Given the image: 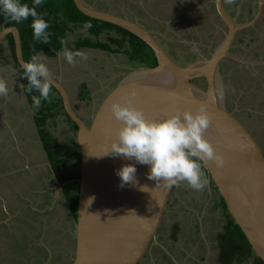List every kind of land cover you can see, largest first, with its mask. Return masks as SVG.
Listing matches in <instances>:
<instances>
[{
  "label": "water",
  "instance_id": "1",
  "mask_svg": "<svg viewBox=\"0 0 264 264\" xmlns=\"http://www.w3.org/2000/svg\"><path fill=\"white\" fill-rule=\"evenodd\" d=\"M213 2L226 32L208 56L200 54L198 59L180 64L152 31L137 21L84 0H73L85 16L118 26L142 40L152 50L156 65L131 68L104 96L88 123L72 108L62 83L51 76L64 112L77 128L79 170L75 179V243L70 264H139L154 245L161 247L157 231L175 185L155 184L146 175L148 166L134 159L103 155L120 126L109 105L124 100L153 120L177 110L195 113L203 107L210 117L203 135L222 156L223 164L205 160L201 167L252 254L264 264V151L251 131L227 109L219 74L222 62L234 58L230 50L236 33L259 20L264 0H257L253 18L242 23L228 13L222 0ZM9 34L20 66L24 60L16 27L0 29V45ZM125 164L135 165V182L121 185L115 170ZM89 197H93L90 203Z\"/></svg>",
  "mask_w": 264,
  "mask_h": 264
},
{
  "label": "crops",
  "instance_id": "2",
  "mask_svg": "<svg viewBox=\"0 0 264 264\" xmlns=\"http://www.w3.org/2000/svg\"><path fill=\"white\" fill-rule=\"evenodd\" d=\"M98 1L104 3L109 8L108 10L117 12L121 16H128L153 32H156L159 26L161 27L159 18L164 20L162 12L165 10L166 0ZM174 1L168 0V7L173 8ZM154 4L157 5L156 9L160 13L155 11ZM152 13L154 15L150 17ZM70 28L71 31L66 32L65 35L64 48L76 51L74 43L77 37H91V41L95 40V42L108 45L109 50L92 46L80 47L77 50L86 52L88 58L81 60L77 57L73 64H66L63 61L62 50L52 57H48L42 51L37 54L44 58L47 66H57L55 71H52L49 66L48 68L52 76L63 84L74 111L88 123L101 100L122 76L131 68L142 66V63L130 59L126 52L127 41L121 42L122 46L118 45L117 41H121V37L115 30L105 31L95 38L89 35L85 25H71ZM170 30L173 32V29L170 28ZM3 45V51L0 53V66L8 68L3 69L7 74L1 75L0 71V77L7 82L8 94H21L24 107L29 106L20 87V72L13 63L7 42ZM51 59L56 60L51 61ZM15 78H17L18 88L11 85ZM20 105L21 103L17 101V107L22 109ZM33 114L34 110L29 123L21 120L16 123L17 130L25 125L28 126L21 132V136L14 133V123L11 119H7L6 116L2 119L5 127L0 128V132L3 131L0 140L14 141L13 153L18 165L6 171L0 169V248L9 250L12 255L10 261L23 262V264H70L75 243V215L70 205L76 194L73 185L76 183L75 179L78 178L73 172L77 154H79L75 142L76 130L62 112L49 119L47 123L48 131L58 144V152L65 160L60 171L65 181L59 183L42 148ZM30 136L38 143L33 140L36 146L28 151L27 145L24 148L26 151L22 152V144L30 140ZM21 161L24 167L20 164ZM41 169H44V172H41ZM50 183L55 184L54 188L49 185ZM66 186L70 189L66 190ZM8 247H11V250ZM160 250L163 254L165 253L170 264H178L176 258L171 256L164 247H160ZM36 253L40 254L43 261L37 259ZM252 256L247 259L240 256L236 260L232 258L231 261L223 263L218 260V264H237L235 261L242 258L244 261L242 260L241 264L246 263L250 258L252 261L249 264H255L256 257ZM10 261L8 264H11Z\"/></svg>",
  "mask_w": 264,
  "mask_h": 264
},
{
  "label": "rangeland",
  "instance_id": "3",
  "mask_svg": "<svg viewBox=\"0 0 264 264\" xmlns=\"http://www.w3.org/2000/svg\"><path fill=\"white\" fill-rule=\"evenodd\" d=\"M104 1L109 2L112 0ZM190 1L187 0L184 7H179L180 4L183 3V0H181L179 6L177 5L173 10H169V7L163 10L162 15L164 16V20L159 18L163 29H166L168 24L171 25L172 23L173 27L177 29L178 32H180L182 28L176 22L177 17L178 19H185L184 22L186 23V19H192L194 13L199 14V11H197L198 8H193L192 1ZM235 2L239 3L240 6L242 4L244 6L243 16H241L240 19V21H243L247 18L249 13L247 7L253 4L255 0H235ZM198 4L199 7L202 8V5H200L201 3ZM156 6L157 5L154 4L155 11L157 10V12L160 13V11L156 9ZM236 6L237 5L233 4L230 5L229 8L234 14L237 10ZM180 14H182L181 17H179ZM153 15L154 13H152L150 17ZM195 26L189 27L187 31L188 35L190 34V37H192V35L195 33L194 36L197 38V40L195 41L190 38L188 43L190 46H181L178 49H174L178 54L179 50L186 52L188 55L186 60L188 61L194 59L196 53L198 52L200 53L202 51L206 54H209L212 48L222 37V35H217L216 37L208 35L209 29L205 28L203 29V34L202 28L198 30L196 28L197 26ZM259 26L262 28V36H264V20L259 24ZM160 28H157L155 31L162 34V32H160ZM175 29H173V31ZM167 30L169 31L170 29L167 28ZM79 40L80 37H77L76 41ZM92 42H95V40ZM199 45H201V48L199 47L200 49L198 48ZM167 47L171 48L169 45H167ZM176 47L177 46H175V48ZM189 52L192 53L190 54ZM252 55H254V51L252 52ZM259 56H261L260 53L258 54V57ZM176 58L179 59V55L176 56ZM241 59L242 58L239 60ZM253 59H257V57ZM52 60L56 59H51V61ZM186 60L184 59V61ZM63 61L66 62L65 59ZM66 64L68 63L66 62ZM229 64L231 63L224 62L219 68V74L221 76V88L224 99H227V103L231 111L249 128L251 133L254 135L264 150V71L261 69L255 70L254 67L249 65H246L247 67L243 68L237 64L234 66ZM7 68V66H0L1 75L4 73L7 74L6 71L3 70ZM49 68L52 69V71H55L57 66L55 67L50 65ZM11 85H13L14 88H18L17 78H15L14 82H11ZM14 91L17 92L18 90L14 89ZM17 101L21 103L20 106L22 109L17 107ZM8 103H10L11 106H14L16 111L15 115L12 117H10L9 114L11 108L7 105ZM0 104V128L4 129L5 124L2 119H4L6 116L7 119H11L12 123H14V133L18 136H21V132L24 131V129H26L28 126L25 125L24 127H21V129L17 130L16 123L20 120L29 123L34 109H31L27 105L24 107V100L21 94L18 95L13 93V95H11V93H7L5 96H0ZM2 134L3 131L0 132V135ZM33 140L36 142V140L30 136V140L23 142L21 149L22 152L26 151L24 148H26L27 145L28 151L36 146L34 145ZM14 149L13 140H0V169L2 168L6 171L18 165V161L15 160L16 156L13 153ZM78 156L79 154H77L75 168H73V172L76 173V178L78 176L77 171L79 166ZM20 164H22V161ZM41 172H44V169H41ZM51 183L49 185H52ZM54 185H52V188H54ZM73 186H75V189H77L76 184ZM219 203L220 195L215 189L214 185L211 183L208 184V186L202 191L194 190L186 186L184 182H180L175 185L169 204L166 208V212L157 231V241L161 247H164L169 252L171 256L176 258L175 260H177L178 264H218L219 258L217 252V239L221 238L222 234L224 233L223 227L227 225L229 221H232L227 210L223 209ZM8 248L11 250V247ZM36 254L37 259L39 261H43V258H41L40 254ZM11 256L12 255L9 250L0 248V264H8L11 260ZM46 259L47 258H45V260ZM168 260L169 259L165 256V253L163 254V252L160 250V247L154 245L150 253H148L139 264H170ZM251 261L252 259L250 258L244 264H249ZM10 262L11 264H23V262ZM235 263H237V261H235ZM238 263L241 264L240 262Z\"/></svg>",
  "mask_w": 264,
  "mask_h": 264
},
{
  "label": "clouds",
  "instance_id": "4",
  "mask_svg": "<svg viewBox=\"0 0 264 264\" xmlns=\"http://www.w3.org/2000/svg\"><path fill=\"white\" fill-rule=\"evenodd\" d=\"M42 2L43 0H32L30 6L22 0H0V15L17 24L31 17L32 39L47 44L51 35L48 31L49 22L43 18L45 13L37 12V7ZM61 55L69 64H73L77 57L81 60L88 58L84 51L67 48L62 49ZM20 68L21 77L27 81L26 87L24 84L20 87L26 92L38 93L31 99L33 108L39 109L42 100L50 101V69L40 54H32L21 63ZM8 91L7 82L0 78V96L7 95ZM130 95H134V92H130ZM109 108L120 126L116 129L115 139L109 143L108 150L103 155L123 156L147 165L146 175L155 184L171 187L184 182L186 186L202 191L208 186L209 180L202 171L201 162L211 160L218 166L223 164L222 156L203 135L210 124V117L203 107L195 113L177 110L158 120L146 118L143 111L128 100L123 103L113 101ZM115 173L120 178L121 185L135 182L134 164L122 165ZM92 199L93 197H89L88 202Z\"/></svg>",
  "mask_w": 264,
  "mask_h": 264
},
{
  "label": "trees",
  "instance_id": "5",
  "mask_svg": "<svg viewBox=\"0 0 264 264\" xmlns=\"http://www.w3.org/2000/svg\"><path fill=\"white\" fill-rule=\"evenodd\" d=\"M22 2H26L31 6L32 0H22ZM37 12L45 13L43 18L49 22L48 31L51 33V35L47 44H43L32 39V30L30 27L32 19L31 17L17 24L5 16L0 15L2 27L14 26L18 29L24 61L29 59L32 54H37L40 51L44 52V54H46L48 57L54 56L56 52L62 50L64 43L62 44L61 41L63 40L65 42L66 32L71 31V25L87 26L90 24V27L87 26L89 35L96 38L100 33L109 30H115V32L121 36V41H117L118 45L122 46V44H120L121 42H128L129 50H126V52L132 61L142 63L147 67H153L156 65V58L152 50L142 40L118 26L85 16L75 7L73 0H43L42 4L37 7ZM7 41L12 53L14 65L20 72V83L24 84L26 87L27 81L25 78L21 77L22 70L15 59L12 35H7ZM87 46L106 50L109 49L108 45L102 44L100 42H92L88 37H82L79 41L74 43L75 49ZM22 90L28 105L34 109L31 97L33 95H38V93L35 91L26 92L24 88H22ZM55 93L56 91L52 87L50 91V101H41L40 108L34 109L33 120L38 129L42 148L46 153L48 160L50 161L53 172L57 177L58 182L63 183L65 179L61 176L60 171L64 166L65 160L64 157L58 152V144L54 141L53 136L47 129V123L49 119H52L60 112L66 115L62 106L61 98L59 95H57V93L54 96ZM66 118L72 124L74 130H76L77 128L75 124L67 116ZM203 171L205 172L204 169ZM75 184L77 186V183ZM65 188L66 190L70 189L69 186H66ZM219 204L223 209L226 210L225 204L221 197ZM70 206L73 209L74 215L76 216L77 189L74 198L71 200ZM223 229L224 233L221 236L220 244L223 250L227 248L228 251L227 254L224 252L219 257V260L222 263L229 262L232 258L234 259L235 254L238 257L243 256L245 259L253 255L243 233L233 221H229L228 224L223 227ZM242 260L244 261L243 258L237 261V264H239L238 262H243ZM255 264L263 263L256 257Z\"/></svg>",
  "mask_w": 264,
  "mask_h": 264
},
{
  "label": "flooded vegetation",
  "instance_id": "6",
  "mask_svg": "<svg viewBox=\"0 0 264 264\" xmlns=\"http://www.w3.org/2000/svg\"><path fill=\"white\" fill-rule=\"evenodd\" d=\"M86 1L87 3L89 4H92V5H95L97 8H101V9H104V10H108L109 8H107V6H105L104 3H102L101 1L99 2L98 0H84ZM186 1L187 0H183V3H181L179 0H175L174 3H173V8L171 9L169 7V10H173L174 8H176V6L180 4V8L181 7H184L186 5ZM190 1V0H189ZM192 1V4H193V8H198L197 11H199V14H195L193 15V18L192 19H186V23L184 22L185 19H176V22L177 24L183 29L180 30V32L177 31V29H175L171 23V27L167 26L166 29L161 26H159L160 28V32H162V34H160L159 32H153L152 33L154 34V36L160 41V43L164 46V48L168 51V53L170 54L171 57H173L178 63L180 64H183V63H186V62H189L188 60H186L187 58V53L186 52H182L181 50H179V54L177 53L176 50L174 49H178L179 47L181 46H190L188 43H189V39H193V40H197V38L194 36V34L192 35V37H190L188 35V29L189 27H193L195 26L196 24V28L198 30H200L202 28V33H203V29H209L208 31V35L212 36V37H216L217 35H224V33L226 32V27L225 25L223 24V22L221 21L219 15L217 14L216 12V8H215V5H214V0H191ZM190 1V2H191ZM223 1V4H224V7L225 9L228 11V13L234 17L236 19V22L238 23H242V22H247V21H250L252 18H253V15L254 13L256 12V7H257V0H255V2H253V4L249 5L247 7V10H248V16L245 20L243 21H240L241 19V16H243V11H244V6L243 4L240 6L239 3L235 2V0H222ZM198 3H201L200 5H202L200 8L199 7V4ZM237 5L236 8V13L234 14L233 12H231V10L229 9L230 8V5ZM239 5V7H238ZM168 7V0H166V5H165V9H167ZM160 7V6H159ZM239 8V9H238ZM108 11H111V10H108ZM113 12V11H111ZM238 12V14H237ZM113 13H116L118 14L117 12H113ZM202 14V16H201ZM236 14H237V17H236ZM120 15V14H118ZM198 15V16H196ZM124 16V15H122ZM182 14L179 15V17H181ZM126 18H129L128 16H124ZM189 18V17H188ZM164 19V18H163ZM133 20V19H132ZM264 20V8H263V11H262V15L260 16L259 20H257L256 22H254L251 26H248L246 28H244L243 30H240L236 33V37H235V40L233 42V45H232V48L230 50V53L235 57V58H227L224 60V62H228V63H231L229 65L231 66H234V65H240L242 66L243 68H246L247 66L246 65H249V66H252L255 68V70H259L261 69L262 71H264V36H262V28L259 26V24L261 22H263ZM140 24V23H139ZM143 25V24H142ZM0 27H2L1 25V20H0ZM144 27V26H143ZM167 28H171V29H175L173 32L172 30H167ZM149 30V29H148ZM151 31V30H150ZM193 32V31H192ZM201 32V31H200ZM223 33V34H222ZM204 34V33H203ZM120 36V35H119ZM121 37V36H120ZM181 37V38H179ZM221 37V39H222ZM219 39V41L221 40ZM218 41V42H219ZM5 42H7V47L10 51V54L12 56V53H11V50L8 46V41H7V36H6V39L1 43L0 45V53L1 51H3L2 49V46H4L3 44H5ZM218 42L216 43V45L218 44ZM128 43V42H127ZM167 45L171 46L170 47H167ZM215 45V46H216ZM175 46H177L175 48ZM201 45L198 46V48L200 47ZM214 46V47H215ZM213 47V48H214ZM255 47V48H254ZM201 48V47H200ZM199 48V49H200ZM212 48V49H213ZM63 49V48H62ZM129 50V46H128V49ZM212 51V50H211ZM254 51V55H252V52ZM59 52V51H58ZM57 53V52H56ZM190 53V52H189ZM192 53V52H191ZM190 53V54H191ZM260 53L261 56L258 57V54ZM200 54L204 55V56H208L209 54L207 53H204V52H198L196 53L194 59L190 60V61H193V60H196L199 58ZM179 55V59L176 58V56ZM238 57V58H236ZM257 57V59H253ZM240 58H242L241 60H239ZM13 59V57H12ZM184 59L186 61H184ZM238 59V60H237ZM222 62V64L224 63ZM14 63V61H13ZM142 66H146L144 64H142ZM221 66V65H220ZM147 67V66H146ZM249 71V70H248ZM63 85V84H62ZM56 95V93L54 94V96ZM58 95V94H57ZM227 97V96H226ZM226 100V107L229 111H231V109L229 108L228 106V103H227V99ZM10 108H11V111L9 112L10 114V117H12V115L14 116L16 111H15V108L14 106H11L10 103L7 104ZM63 106V105H62ZM232 112V111H231ZM234 114V113H233ZM235 115V114H234ZM236 116V115H235ZM239 119V118H238ZM240 120V119H239ZM241 121V120H240ZM242 122V121H241ZM243 123V122H242ZM244 124V123H243ZM245 125V124H244ZM246 126V125H245ZM247 127V126H246ZM248 128V127H247ZM249 129V128H248ZM204 172V171H203ZM205 175H207L205 172H204ZM207 178H208V175H207ZM69 183V182H68ZM221 206V205H220ZM221 238L217 239V247H218V258L225 252V254H227V251L228 249L225 248L224 250L221 248ZM238 258V256L235 254V258L234 260H236Z\"/></svg>",
  "mask_w": 264,
  "mask_h": 264
}]
</instances>
